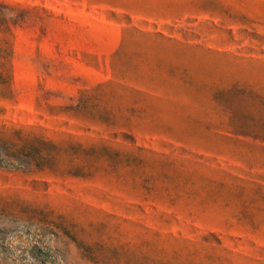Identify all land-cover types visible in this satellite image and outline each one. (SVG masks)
Returning <instances> with one entry per match:
<instances>
[{
	"label": "rangeland",
	"instance_id": "rangeland-1",
	"mask_svg": "<svg viewBox=\"0 0 264 264\" xmlns=\"http://www.w3.org/2000/svg\"><path fill=\"white\" fill-rule=\"evenodd\" d=\"M0 264H264V0H0Z\"/></svg>",
	"mask_w": 264,
	"mask_h": 264
}]
</instances>
